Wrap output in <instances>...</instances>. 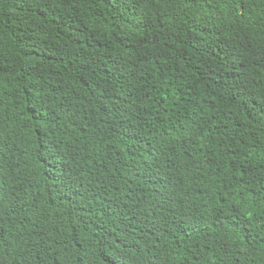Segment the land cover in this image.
<instances>
[{
	"label": "trees",
	"instance_id": "16d2710c",
	"mask_svg": "<svg viewBox=\"0 0 264 264\" xmlns=\"http://www.w3.org/2000/svg\"><path fill=\"white\" fill-rule=\"evenodd\" d=\"M0 264H264V0H0Z\"/></svg>",
	"mask_w": 264,
	"mask_h": 264
}]
</instances>
